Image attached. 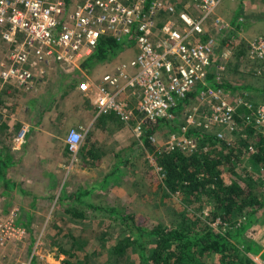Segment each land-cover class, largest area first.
I'll use <instances>...</instances> for the list:
<instances>
[{"label":"rangeland","instance_id":"1","mask_svg":"<svg viewBox=\"0 0 264 264\" xmlns=\"http://www.w3.org/2000/svg\"><path fill=\"white\" fill-rule=\"evenodd\" d=\"M220 7L222 18L228 23L232 22L227 29L215 35L220 44H223L215 54L216 61H221L224 67L219 72L221 80L232 82L234 86L224 92L231 100L244 93L247 100L255 104H264V79L254 74L253 64L246 57L244 47L250 37L264 33V0H221L217 11ZM240 18L242 20L239 21ZM244 33L250 35L244 36ZM2 49L0 46V50ZM136 54L137 48L130 45L118 57L97 66L88 76L97 78L104 72L116 71L118 66L128 64ZM44 67V72L37 69L32 85L27 88L6 86L7 83L3 84L0 81V153L11 151L13 136L20 135L18 131L21 125L25 123L28 127L38 126L46 115L47 118L44 120L47 121L42 126L50 128L52 135L66 141L70 126L65 124V120H70L74 109L68 101L70 95L67 91L70 88H72L70 92L79 90L78 85L86 76L79 69L70 70L58 64ZM135 71L134 68H127L128 74ZM41 77L43 78L40 79ZM237 86L241 88H235ZM138 92L136 88L127 87L119 95L136 106ZM81 98L82 105L87 103L89 109L79 105L76 107L84 109L81 111L86 112L87 118L97 116L96 121L101 122L93 107L94 97L88 95ZM59 100L63 101L61 105ZM187 104L190 112L197 108L194 113L196 112L198 116L199 102L196 98ZM75 113L73 111V114ZM83 119L81 121L87 123V119L85 117ZM181 119L169 124L176 126L177 129ZM100 122L91 128H85V124L84 131L81 132V143L86 141L88 147L99 151L100 158L96 160L90 157V160H86L81 157L72 167L70 163L74 161V154L79 156L80 154L78 151L74 154L69 152V155L62 159L64 162L66 159L70 162L66 168L64 167L68 172L64 176L62 173L64 170L53 177L31 175L28 161L22 158L21 151H11L15 162L7 169L6 179L12 184L6 185L0 179V223L12 218L15 228L20 229L22 234L12 237L6 246L0 249V264H16L26 260H30L31 264H64V259H70L73 264H140L133 250H129L122 258L111 259L109 256L110 245L119 237L126 235L124 228L118 224V219H112L115 216L87 220L65 217L63 208L71 202L67 195L78 187L85 189L92 186L88 201L99 206L124 209L127 213L135 214L140 221L164 225H173L177 222L179 213L184 209L182 199L178 193H169L160 185L163 171L154 155L156 151L162 149L169 135L176 133L177 130L170 129L169 124L160 123L154 134L156 139L153 150L146 148L141 152L131 153L127 158L130 164L119 166L117 153L125 147L135 146L139 140L133 135L131 125L115 116L102 120L103 123ZM238 128L236 132L226 135L236 138L239 134ZM16 129L17 133L13 135V130ZM25 131L26 134L24 132L23 136L28 134L27 129ZM260 131L263 132L264 129ZM245 136L246 134L242 138ZM17 159L19 161H16ZM46 162L53 164L54 161ZM60 162L56 166H60ZM84 162L94 165L87 168L83 166ZM114 168L116 170L113 174L111 172ZM48 171L47 169L46 173ZM61 177L63 184L58 181ZM253 179L256 191L264 195L263 172L254 171ZM59 194L61 199L57 200ZM245 218V214L240 215L235 223H241ZM211 226L223 231L228 227L232 228L233 223L228 226L214 222ZM73 238L77 239L76 246L81 245L80 249L76 246L75 249L70 248ZM243 241L245 243L253 241L264 250V207L256 214L243 236ZM63 250L78 256L74 259L66 258ZM247 255L253 264H264L260 254ZM213 263L215 257L210 256L199 264Z\"/></svg>","mask_w":264,"mask_h":264},{"label":"built area","instance_id":"2","mask_svg":"<svg viewBox=\"0 0 264 264\" xmlns=\"http://www.w3.org/2000/svg\"><path fill=\"white\" fill-rule=\"evenodd\" d=\"M220 2L0 0V81L30 87L35 72H42L44 66L79 69L80 61L93 53L99 38L108 36L126 40L137 48V54L116 71L97 78L87 76L78 85L81 92L94 97L97 115L113 113L131 125L139 141L146 126L182 116L178 131L169 135L161 150L188 154L205 149L196 136L188 133L190 129L224 139L237 127V116L260 131L264 129V104H253L244 93L231 100L223 89L206 81L213 74L219 82V72L224 68L215 59L220 47L215 35L229 27L217 12ZM244 47L254 74L264 79V33L246 40ZM129 67L136 71L128 74ZM127 87L139 90L136 106L119 95ZM191 92H196L194 98L199 102L198 116L194 113L197 108L192 112L187 108L185 98ZM239 108H244L242 114H237ZM155 139L152 134L151 142ZM81 141V132L68 131L66 143L72 153ZM20 234L12 218L0 223V249Z\"/></svg>","mask_w":264,"mask_h":264},{"label":"trees","instance_id":"3","mask_svg":"<svg viewBox=\"0 0 264 264\" xmlns=\"http://www.w3.org/2000/svg\"><path fill=\"white\" fill-rule=\"evenodd\" d=\"M128 46L126 40L117 41L112 37L102 36L93 53L80 61L79 70L87 77L97 66L118 57ZM206 81L209 86L224 91L234 88L232 82L215 81L213 74H209ZM195 94L196 92H191L185 101L193 100ZM243 111L244 108H239L237 114H242ZM103 115L108 118L114 116L113 113ZM242 121L241 117H235V123L239 127L236 138L226 136L221 139L190 129L188 133L198 138L200 147H205L198 152L188 154L175 149L158 150L154 153L157 164L163 171L160 185L169 193H178L183 202L184 209L179 213L175 224L140 221L135 214L127 213L124 209L95 205L87 200L92 186L85 189L78 187L69 192L67 199L71 202L63 208V214L78 220L115 216L112 219H118V224L124 228L126 235L110 245L108 253L111 259L122 258L129 250H133L140 264H199L210 256L215 257L213 264H253L248 253L260 254L264 260V250L259 245L253 241H243L256 214L264 207V195L256 191L253 179L254 171L261 170L264 174V131H256L251 124H244ZM158 125L146 126L141 140L135 146L125 147L118 152L117 165L130 164L127 158L133 151L141 152L146 148L153 150L155 144L151 142L150 136L155 134ZM237 127L232 132H236ZM170 129L175 130L176 126L171 125ZM178 129L177 127L176 130ZM244 134L246 136L242 138ZM78 152L86 160H90V157L96 160L100 158V152L88 147L86 141L80 143ZM121 153L125 155L122 156ZM9 162L10 158L0 153V179L6 185L12 184L6 179V166ZM93 165L83 164L87 168ZM115 170L112 169L111 173L114 174ZM60 199L59 194L57 200ZM243 214L246 215L245 220L235 223L237 217ZM214 222L228 226L233 223V227L217 230L211 226ZM75 241L77 239L73 238L70 248L75 249ZM80 246L76 247L80 249ZM62 253L66 258L74 259L78 256L64 250ZM63 263L73 264L70 259H64Z\"/></svg>","mask_w":264,"mask_h":264},{"label":"crops","instance_id":"4","mask_svg":"<svg viewBox=\"0 0 264 264\" xmlns=\"http://www.w3.org/2000/svg\"><path fill=\"white\" fill-rule=\"evenodd\" d=\"M221 11H222V7H220L217 12H218V14H220L221 17H223L221 15V13H222ZM229 23L232 24L231 21H229ZM247 35L249 36L250 34H247ZM247 35L244 33V36H247ZM250 38H252V37H250ZM220 46L222 47L223 44L222 45L220 44ZM43 68H45V67H43ZM66 69H70V68H66ZM70 70H72V69H70ZM42 78L43 77H41L40 79H42ZM9 85L12 87H17L14 84H9V83L6 84V86H9ZM24 87H26V86H24ZM18 88H21V87H18ZM69 90H72V88L68 89V91ZM68 91H67V93H68V95H70V97L68 96L69 97L68 101L70 102V104H72V107L74 109H76V110L73 109V111L76 113L73 114V111H72V113L69 117L70 120L69 121L67 119L65 120V124H68L70 126L69 130L70 129H77L79 132H82V131H84L85 124H86L85 128H91L95 124H98L100 122V120L96 121L97 116L95 118L92 116L91 119L87 118L86 112L81 111L84 109H79L76 107L79 105V106H82V108L89 109L87 103H85V105H82L83 102L81 101V99H82L81 96H87V95L84 94L83 92H81L80 90H73L71 92L70 91L68 92ZM66 101H67V98H66ZM61 102H63V101L59 100V105L62 104ZM93 107H94V110L96 111V107L94 104H93ZM94 116H95V114H94ZM98 116L100 117L101 122H102V120H105L108 118V117H105L103 114H102V116L101 115H98ZM84 117H85V119H87V123H83L81 121V120H84L83 119ZM46 118H47V115L43 118L42 122H40L38 124V126L28 127V124H25V123L23 125H21L20 131H18V133L20 132L19 134L22 135L25 132V134H26L25 130L27 129L28 134L26 136H24L22 138V140H19V139L17 140V138L15 136H13V140H12L13 145L11 147V151H15V150L21 151V153L23 155L22 158L24 160L28 161L27 164H28V167L31 169V172H30L31 175H41V176L48 175V176L53 177V176H58L60 174V172L63 171L69 165L70 162H68L67 159H66V162H64L62 159H64V157L66 158V155L68 156L69 152L71 153V151L69 150L68 145H67L66 141H64L63 138L55 137L54 135L51 134L50 128L42 126L46 123L47 120H44ZM38 120H39V117L37 118V121ZM16 131H17V129L15 131L13 130V135H15L17 133ZM11 151L5 152L4 154L1 153V155H6L8 158H10V162L6 166L7 169L12 167L14 165V162H15L13 153ZM132 153H135V151H133ZM79 159H81V156H79L78 154H74V161L70 163L71 166L73 167L76 163H78L77 161H79ZM47 160H49V161L53 160L54 162H53V164H50L51 162H46ZM16 161H19V159H17ZM59 162H60V166H56ZM47 169L49 171L46 173ZM62 173H63V176L67 175L68 174L67 169L64 170V172H62ZM58 181H59V183L63 184L62 177L59 178Z\"/></svg>","mask_w":264,"mask_h":264}]
</instances>
